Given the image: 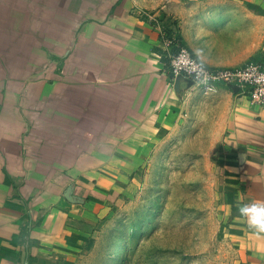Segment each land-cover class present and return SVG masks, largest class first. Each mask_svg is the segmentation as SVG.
Instances as JSON below:
<instances>
[{
  "label": "crops",
  "instance_id": "0c3cea01",
  "mask_svg": "<svg viewBox=\"0 0 264 264\" xmlns=\"http://www.w3.org/2000/svg\"><path fill=\"white\" fill-rule=\"evenodd\" d=\"M3 23L0 264H70L72 222L95 217L74 202L111 201L130 158L199 117L205 130L212 119L219 141L233 264H264V233L239 211L264 201V110L223 88L172 85L159 34L170 29L209 67L257 62L250 58L259 52L264 0H29V21ZM37 173L68 175L48 194ZM72 181L70 202L64 187Z\"/></svg>",
  "mask_w": 264,
  "mask_h": 264
},
{
  "label": "rangeland",
  "instance_id": "374dc122",
  "mask_svg": "<svg viewBox=\"0 0 264 264\" xmlns=\"http://www.w3.org/2000/svg\"><path fill=\"white\" fill-rule=\"evenodd\" d=\"M198 12L195 7L184 13L183 24ZM41 13L48 14H35ZM8 17L18 25L29 21V0H0L1 33ZM259 29L258 56L250 60H264V43L260 44L264 33ZM6 47L0 44L3 55ZM182 126L178 133L155 141L148 154L130 158L122 172L128 180L113 190L111 201L100 205L89 204V199L74 202L86 206L95 217L72 222L77 248L70 264L234 263L237 251L220 200L219 179L224 173L219 141L211 138L214 122L211 119L206 130L200 117ZM37 174L48 194L55 185L64 184L59 175H68ZM75 186L72 181L64 187L70 202Z\"/></svg>",
  "mask_w": 264,
  "mask_h": 264
},
{
  "label": "built area",
  "instance_id": "2783aa9c",
  "mask_svg": "<svg viewBox=\"0 0 264 264\" xmlns=\"http://www.w3.org/2000/svg\"><path fill=\"white\" fill-rule=\"evenodd\" d=\"M159 34L166 46L164 66L172 85L183 83L188 90L203 94L223 88L264 110V60L235 68L209 67L187 47L177 44L170 29L161 27Z\"/></svg>",
  "mask_w": 264,
  "mask_h": 264
},
{
  "label": "clouds",
  "instance_id": "9594fccd",
  "mask_svg": "<svg viewBox=\"0 0 264 264\" xmlns=\"http://www.w3.org/2000/svg\"><path fill=\"white\" fill-rule=\"evenodd\" d=\"M239 211L256 234L264 233V201L241 204Z\"/></svg>",
  "mask_w": 264,
  "mask_h": 264
}]
</instances>
